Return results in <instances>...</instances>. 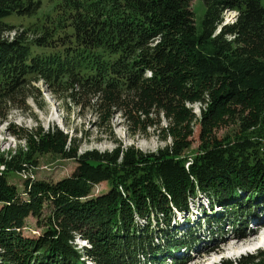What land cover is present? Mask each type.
Segmentation results:
<instances>
[{
	"label": "trees",
	"instance_id": "obj_1",
	"mask_svg": "<svg viewBox=\"0 0 264 264\" xmlns=\"http://www.w3.org/2000/svg\"><path fill=\"white\" fill-rule=\"evenodd\" d=\"M201 1L197 35L192 0H63L57 20L39 17V1L0 0V120L10 103H25L26 88L43 82L72 101L92 96L103 120L133 95L146 113L172 114L173 139L156 152L78 154L76 137L56 127L13 132L24 147L0 155V264H85L77 238L95 264H162L197 241L170 232L173 212L186 211L197 192L226 203L235 226L264 207V0ZM226 11L236 20L218 29ZM187 100L201 106L192 156ZM226 123L234 127L218 138ZM48 155L74 161V172L57 182L27 179L23 199L9 178ZM235 208L249 210L235 215ZM29 218L42 232L36 238L22 234ZM219 264H264V252Z\"/></svg>",
	"mask_w": 264,
	"mask_h": 264
},
{
	"label": "rangeland",
	"instance_id": "obj_2",
	"mask_svg": "<svg viewBox=\"0 0 264 264\" xmlns=\"http://www.w3.org/2000/svg\"><path fill=\"white\" fill-rule=\"evenodd\" d=\"M32 1L40 2V11L38 13L40 18L49 17L54 20L59 18L63 0ZM189 11L192 14L193 24L198 35L201 31L206 6L201 0H192ZM235 20L236 13L224 12L222 14V24H220L218 29L224 25H231ZM32 21L34 19L29 22ZM6 22L17 28L21 27V20L15 17L7 18ZM26 22L28 21L25 20L24 23L26 24ZM13 36L14 33L9 34L10 38ZM25 96L24 104L20 103V101L10 103L6 119L0 120V155L15 150L19 146L24 147L23 140H18L13 136V132L18 130L23 132L34 131L38 127L43 130L56 127L69 134V136L76 137L78 154L90 150L111 152L118 147L123 149L130 146L146 153L156 152L171 145L173 140L166 130L171 123L167 114L171 117L172 114L159 112L157 115L154 110L146 113L145 109L142 110L139 107V101L133 95L123 97L117 103L118 108L117 110H112L114 113L110 114L109 120L102 119L104 117L102 104L92 96H81L72 101L68 98L69 95L66 92L59 95L52 93L43 82H38L32 87L26 88ZM181 104L186 110L190 111L189 119L192 115L194 116V120L189 123L192 125L190 126L191 130L187 131H192L191 136L186 140L190 147L185 151L187 155L192 156L200 145L201 106L198 102L193 103L188 100L183 101ZM3 113H5L4 108L1 110V115ZM233 127L231 124L227 125L226 123L215 131V135L218 138H223L229 132L228 130ZM75 168L76 164L74 161L58 159L50 155L43 156L39 158V167L37 169L26 174L12 175L9 178V183L17 188L23 199H26L23 193V184L27 179L57 182L63 178L70 177ZM104 190L105 185L102 184L95 188L94 195L101 194ZM196 195L195 198L188 201V209L186 211L173 212L175 219L171 224L170 232L171 235L182 237L188 231V233L191 232L194 235L197 241L194 245L190 244L180 250L179 253L172 252L167 260H163L162 264H172L171 257L179 254H187L189 256L186 259L188 261L186 264H219L222 260L234 262L242 257L253 256L259 250L264 252V243H258L255 247V243L259 241L258 239L264 236V230L260 227L264 222V207L261 210L254 209L255 216H250L245 221H243V218L240 226L236 223V226L239 227L236 229L235 224L226 218L229 216V211L225 209L224 205L226 203L218 204L216 200L212 201L211 197L201 192H197ZM248 210L249 208L241 211L235 208L234 213L235 215H242V213L246 214L245 211ZM210 227H214L211 229L212 233L207 232L206 228ZM257 228H261V230ZM253 232H255V237L251 235ZM41 233L33 218H29L26 221L25 228L22 230L25 238H36ZM238 235L244 236V238L237 239ZM251 237H253L251 242H244L246 238ZM227 238L235 240L234 242L240 240V245L243 243L246 245L251 243V245L235 251L227 249L222 242L219 243V247H213L208 250L210 246H214L215 242L225 241ZM197 244L200 246H195ZM73 245L80 251L85 264H95L83 255L84 248H89L87 242L77 238L74 240ZM167 254L165 252V255Z\"/></svg>",
	"mask_w": 264,
	"mask_h": 264
},
{
	"label": "bare ground",
	"instance_id": "obj_3",
	"mask_svg": "<svg viewBox=\"0 0 264 264\" xmlns=\"http://www.w3.org/2000/svg\"><path fill=\"white\" fill-rule=\"evenodd\" d=\"M259 227V226H258ZM263 230H264V222L261 224V226H260ZM258 229V228H257ZM251 234V233H250ZM254 234H255V232H253L251 235H253V237H255L254 236ZM257 236V235H256ZM253 237H251V238H246V240L244 241V242H246V241H249V242H251V239L253 238ZM232 238V237H231ZM242 238H244V236H238L237 237V239H242ZM259 241L257 242V243H255L254 245H255V247L257 246V244L259 243V244H263L264 243V236H262V237H260L259 239H258ZM235 240H232V239H230V238H227V240H223V241H221V242H215L214 243V246H210L209 247V249L208 250H211L213 247H219L218 245H219V243H224L225 244V246H226V248L227 249H231V250H239V249H243L244 247H247V246H250L251 245V243L250 244H245V243H243V244H239L240 243V240L238 241V242H234ZM208 242V241H207ZM250 248V247H249ZM207 252V251H206ZM187 254H184V255H182V256H180V257H183V256H186ZM188 256V255H187ZM178 258H179V256H177ZM189 257V256H188Z\"/></svg>",
	"mask_w": 264,
	"mask_h": 264
},
{
	"label": "clouds",
	"instance_id": "obj_4",
	"mask_svg": "<svg viewBox=\"0 0 264 264\" xmlns=\"http://www.w3.org/2000/svg\"><path fill=\"white\" fill-rule=\"evenodd\" d=\"M232 13H234V12H232Z\"/></svg>",
	"mask_w": 264,
	"mask_h": 264
}]
</instances>
